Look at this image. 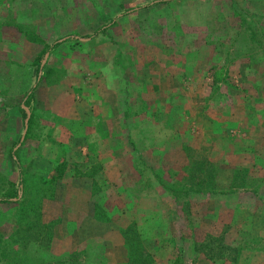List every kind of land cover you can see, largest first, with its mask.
I'll return each instance as SVG.
<instances>
[{"label": "rangeland", "instance_id": "1", "mask_svg": "<svg viewBox=\"0 0 264 264\" xmlns=\"http://www.w3.org/2000/svg\"><path fill=\"white\" fill-rule=\"evenodd\" d=\"M157 1L0 0V264H264V0Z\"/></svg>", "mask_w": 264, "mask_h": 264}, {"label": "crops", "instance_id": "2", "mask_svg": "<svg viewBox=\"0 0 264 264\" xmlns=\"http://www.w3.org/2000/svg\"><path fill=\"white\" fill-rule=\"evenodd\" d=\"M78 86L82 85V82H77ZM78 86H74L73 89L71 88L69 91H67L65 96L63 97V103L65 104L64 107H62L60 112V119L58 123H70L69 125H73V123H82V125H87V123H90L89 125H92V129L89 127L86 128V130H82L81 133L84 137V140L88 143L91 140L97 141L99 139V130L101 132H105V134L102 135V138H104L103 144L109 143L110 139L114 140L113 137H111L110 130L113 129L112 125L113 123H125L124 118V110L125 107L122 103V106L118 104L117 102H114V99H108V102H102V98H100V95H92L89 91L94 90L96 92H99L100 94H108L113 95L114 90L113 89H105V88H90L89 91L85 90L83 87L82 89L78 88ZM73 89V90H72ZM116 93V91H115ZM88 94L85 98L83 95ZM119 92H117L118 96ZM85 98L87 107H82V109H77L78 103H81V101H78L79 97L83 100V97ZM78 102V103H77ZM77 103V104H76ZM65 112V118H63V113ZM85 126H82L81 129H83ZM75 128H79L78 124H76ZM78 132V131H77ZM114 134V133H113ZM113 136V135H112ZM110 146L107 148L106 152L101 153V158L106 159L109 158L111 155H113L114 150L110 151ZM113 151V152H112ZM85 154V153H83ZM86 156V155H85ZM115 171V169H111ZM116 172V171H115ZM108 175L111 174V171L107 173ZM115 232L112 234L114 235ZM116 239V235L114 236ZM115 253L117 254L118 248L114 247ZM124 258L121 257L120 261H114L110 264H126L127 258L125 255H123ZM120 257V254H119Z\"/></svg>", "mask_w": 264, "mask_h": 264}, {"label": "trees", "instance_id": "3", "mask_svg": "<svg viewBox=\"0 0 264 264\" xmlns=\"http://www.w3.org/2000/svg\"><path fill=\"white\" fill-rule=\"evenodd\" d=\"M161 1H163V0H159V1H157V2H161ZM57 44V42L55 41V42H53L52 43V45H47V44H45L44 46L46 47V48H50V47H52V46H54V45H56ZM13 161L17 164V166H18V160H17V158L13 155ZM6 201V199L5 198H0V202H5ZM127 244H128V242H127ZM130 250V251H129ZM128 251H127V253H126V258H127V262H126V264H135V256H134V254L132 253V251H131V249H129ZM137 259V261H139V259H138V257L136 258Z\"/></svg>", "mask_w": 264, "mask_h": 264}]
</instances>
